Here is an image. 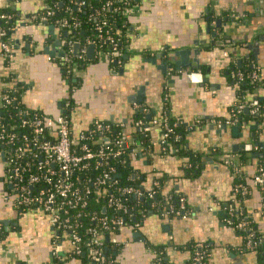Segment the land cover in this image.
I'll return each instance as SVG.
<instances>
[{"label": "crops", "instance_id": "0c3cea01", "mask_svg": "<svg viewBox=\"0 0 264 264\" xmlns=\"http://www.w3.org/2000/svg\"><path fill=\"white\" fill-rule=\"evenodd\" d=\"M47 2L0 0V11L14 12L10 55L0 43V91L19 87L21 103L40 116L69 110L77 138L95 121L120 128L136 143L130 165L143 174L144 188L164 179V193L178 192L188 207L179 215L150 213L112 231L107 240L115 263L157 264L162 250L172 264H185L200 253L207 258L202 264H259L254 252L240 249L243 241L230 224L228 208L243 206L264 237V195L254 182L264 114L258 121H227L239 102L230 70L234 63L241 67L253 58L260 80L246 99L264 100V0H135L126 16V44L108 57L98 56L94 43L76 46L59 27L39 19ZM69 54L87 60L71 79L62 69ZM165 103L171 118L191 127L185 144L199 158L195 172L187 169L188 156L163 153ZM139 110L146 115L149 146L134 137L142 128ZM229 157L240 163L239 174L249 187L243 202L235 200L236 175L224 160ZM3 159L1 154L0 264H47L56 246L62 256L71 254L70 238H58L43 209H19ZM67 264L86 263L71 258Z\"/></svg>", "mask_w": 264, "mask_h": 264}, {"label": "trees", "instance_id": "16d2710c", "mask_svg": "<svg viewBox=\"0 0 264 264\" xmlns=\"http://www.w3.org/2000/svg\"><path fill=\"white\" fill-rule=\"evenodd\" d=\"M80 1L82 0H48V7L39 15V19L42 16H46L47 11H52V15L47 16L46 22L53 24L56 27H59V24L65 20L71 24L78 21L80 23V28L59 27L60 34L62 35L66 33V38L68 40L70 39L71 42L78 43L81 48L86 46L89 41H93L98 50L110 51L113 44H116L117 49L121 51L122 46L126 44L127 40L125 38L127 19L124 14H120L118 11L127 6H133L135 0H85L87 1L86 6H80L78 4ZM13 21L14 12L11 9L5 8L0 11V32H5L4 36H0V43L8 42L12 45L10 32L13 27ZM98 26L101 27V30H97ZM95 34H101V36L95 37ZM5 54L10 55V52H5ZM69 57L70 61L64 63L62 69L65 78L71 79L73 74L67 71V65L76 62L78 65L82 66L87 60L86 56L83 58L85 62L80 60L78 55L73 56L72 54H69ZM252 59L243 61L241 67H237L236 63H234L230 70L232 71V79L234 80L235 85H237V94L239 96L238 101L258 100L260 105L259 111L256 114H251L250 111L245 114L244 110L236 113V107H234L231 111V120L238 118V120H241L242 122L245 119L252 118L258 121L264 114L263 99L258 95H255L252 99H246L247 93L254 92L259 85L258 80L253 79L254 74L260 73L259 68ZM239 74L242 75L241 79L238 78ZM0 96H8L9 99V102L5 99H0V155L4 154V160L7 159V161L11 162L7 173L12 174L15 167H18L19 169L18 176L13 179V184L16 186L15 192L18 195L16 203L21 210L38 206L40 207V205L35 204V202L26 204L23 197L27 196L33 198L41 191H45V195H47L54 189L53 185H48L43 180L32 184L30 183L31 176H42L46 169V167L43 170L38 167L40 162L39 152L37 147L32 143V140L35 138L39 141H43L47 139V134L44 132L40 137H37L33 133V127L24 124V121L33 120L34 118L39 117L40 113L28 110L24 107L21 103V90L19 87L4 88L0 91ZM163 111L165 113L166 122L174 132L170 137V144L163 153L188 156L190 161L188 162L189 166H187V169L188 171L195 172V169H198L199 158L196 154L190 152L185 144L186 136L190 132L191 127L185 125L182 121L171 118L169 116L167 103L164 104ZM63 116L69 120L71 126L72 123L69 116V110H67ZM136 119L143 123L147 121L146 115L140 110L138 111ZM92 127L93 125H91L88 130L92 129ZM87 131L84 132L86 134L85 137L80 139L77 144L74 145L77 154H82L84 152V146L91 151H95L99 147V144L97 143L99 134L95 133L94 137L90 138L88 136L89 132ZM121 133V129L116 126H110L109 130L104 131V134L111 139L118 137ZM11 135H15V139L13 142L8 143L7 141ZM134 137L136 142H140L145 146L151 144V136L149 132L143 130V128H141V130L137 128ZM25 145L27 146L25 147ZM19 147H24L26 152L20 155V157H15L14 151H17V148ZM255 152L257 153L258 166H264V144H258ZM131 153V149H127L120 156H109L102 162V165H98L95 162H89L87 168L75 170L73 172L71 182L74 188L78 189L80 193H85L87 196L86 205L83 207L80 205L69 207L68 204H62V200H60L59 203L63 206L61 212L62 219L60 220L62 227L56 230L58 232V238L64 235L69 236L70 233L66 228V225L67 223L72 224L74 230L82 238V252L80 254L71 253L66 256L53 255L47 264H67L71 258L79 259L86 264H97V261L94 259L96 250L101 252V262L103 264L109 262H111V264H116L114 259L115 256L113 255V244L109 242V239L107 240V238L112 231L116 232L118 229L112 227L110 223H108L109 226L106 227V224L104 223L105 219L121 217L124 220L125 225H134L135 221H142L150 213H160L165 211L169 204H171L175 210H179V199L183 196L176 191H171L170 193L165 194L163 191L164 179L158 178L156 184H154L149 190L144 188L142 185L143 174L137 173V171L130 165ZM243 157L244 156H241V158ZM230 167L239 170L241 168L240 163L236 165L235 162H233ZM51 169L54 170V168ZM110 169L113 170L110 175L111 178L105 181V184H97L98 180L102 179L103 172ZM55 171H57V167L55 168ZM238 174H236L235 185H241L248 190L249 187L243 180L241 173ZM57 177H60V173H58ZM256 185L262 192V195H264V182ZM125 187L141 188L144 191L153 192L154 195L149 199L146 196L144 198H135L131 195L121 194L119 189ZM235 194L236 202H243L246 197L242 196L241 191H236ZM111 197L117 198L119 202L117 209L108 206V199ZM230 205L228 208L230 211L228 218L230 219L231 226L235 228L236 232L242 238L243 246L240 249L243 250L245 248L247 251L254 252L258 257V263L264 264V237L258 231L255 223L246 216L247 214L243 206L241 208L239 207L240 210L234 203H230ZM64 210H68V213L64 214ZM185 212H188V207L185 209ZM240 221L246 223L245 228L237 229L235 227ZM91 229L97 230L99 235L103 236V243L100 247L92 248L85 245L92 238ZM249 234L252 235L251 239L253 241L258 242V245L254 248L247 247ZM0 238H3V233H0ZM157 252L159 254L158 259L156 260L157 264L170 263L166 259L164 251L158 250ZM200 255L202 256L201 263L205 262L207 260L205 255L201 253ZM193 258L194 257L185 264H190L193 261ZM15 264L25 263L19 261Z\"/></svg>", "mask_w": 264, "mask_h": 264}, {"label": "built area", "instance_id": "2783aa9c", "mask_svg": "<svg viewBox=\"0 0 264 264\" xmlns=\"http://www.w3.org/2000/svg\"><path fill=\"white\" fill-rule=\"evenodd\" d=\"M80 6H86L87 1L82 0L78 2ZM134 7L133 6H127L122 10L119 9L120 14H124L125 16H128L132 11ZM52 11H47L46 16H42L41 19L46 21L47 16L52 15ZM60 28L65 27H73L74 29L80 28V23L78 21L74 22L73 24L69 23L67 20L61 22L59 24ZM97 30H101V27L98 26ZM5 32L1 31L0 36H4ZM101 34H95V37H100ZM89 43H94L93 41H89ZM3 50L7 53L11 50V45L8 42L1 43ZM83 51V50H82ZM120 52L117 49V45L113 44L112 49L110 51H104L99 49L97 54L98 56H109L114 55L115 53ZM83 53L80 52V57ZM70 60L68 59L66 62L68 63ZM67 71L71 74H74L76 69H78V63L72 62L70 65H67ZM190 77L192 80H195V74L191 73ZM239 79L242 78V75L239 74ZM253 79L260 80V74L256 73L253 75ZM0 99H5L7 102H9L8 96H0ZM236 113H239L241 110L248 109L251 114H256L259 111L260 105L258 100H250V101H240L236 104ZM38 116V115H37ZM171 117V115L169 114ZM238 121V118L235 119H229L228 123H235ZM156 122V121H155ZM24 124L31 125L33 127V133L40 137L44 132L47 134V139L43 141H39L37 139H33L32 143L37 147L39 152V168L45 169V172L42 176H31L30 183H36L40 180L45 181L48 185H53L54 189L50 191L47 195H45V191H41L37 196L35 197H24V202L26 204L34 203L37 205H40V208L43 209L50 218L51 224L56 229H60L62 227V224L60 222L61 218V212L63 209L62 204H68L69 207H74L77 205H80L83 207L86 205V199L87 196L85 193H80V191L76 188H74L72 182H71V176L75 170L85 169L88 167L89 162H95L98 165H102V162L105 161L109 156L117 157L123 154V152L127 149H131V152L135 150V142L131 140V137L129 135H123L120 134L118 137L111 139L110 137L106 136L104 134V131H107L110 129V125L105 124L100 121H95L93 123L92 129H89L87 132H89V137L93 138L95 133L99 134V137L97 138V143L99 144V147L95 151H91L87 149L85 146L83 147V153L77 154L74 145L77 144V142L85 137V133H82L79 135V137H75L71 133V126L69 120H67L63 115H57L55 117L53 116H39L34 118L33 120H25ZM141 127L147 131L149 127L145 125L143 122L140 121ZM164 133L163 138L161 140V147L163 152L166 151L168 145L170 144V137L172 134H174L173 129L168 125L166 122V119L164 118ZM15 139V135H11L8 139V143L13 142ZM27 145H25L26 147ZM26 150L23 147L17 148V151H14L15 157H20L23 153H25ZM6 155V154H5ZM225 163L228 165H231L233 163L234 158H225ZM6 169L8 170L9 166L11 165L10 161H7V159L4 160ZM49 166V167H48ZM48 167V168H47ZM54 168L51 169V168ZM57 167V171H55V168ZM234 174L239 173V169H233ZM113 170L110 169L108 171L103 172L102 179L98 180L97 184H105V181L109 180L111 178V172ZM19 169L18 167H15L13 169V173L9 174L7 173V179L9 182L13 184V179L18 176ZM58 173H60V177H57ZM56 179H55V178ZM254 182L256 184H262L264 182V166L260 165L257 166L255 175H254ZM156 184V183H155ZM14 185V184H13ZM15 190H16V186ZM236 191H241L242 196H245L248 193L247 188L242 187L241 185H237L235 187V193ZM119 192L121 194H127L131 195L135 198H144L145 196L149 199L152 198L154 195L151 191H144L141 188L137 187H125L120 188ZM88 193V191H87ZM62 200V204L59 203V201ZM180 207L179 210H175L174 207L169 204L166 208L164 213L168 214H181V212L185 209V199L183 197H180L179 199ZM108 206L117 209L119 206V202L117 198L111 197L108 199ZM263 212H264V199H263ZM64 214L68 213V210L63 211ZM104 223L106 224V227L112 225V227L120 228L123 225H125L124 220L120 218H112V219H105ZM237 229H243L246 227V223L243 221H240L235 225ZM66 228L69 230V238L72 243V253L74 254H80L82 252V238L78 235V233L74 230L72 224L66 225ZM92 238L85 244L86 246L97 248L100 247L103 243V236L99 235L98 231L95 229H91ZM251 234H249V240L247 242V247L254 248L258 245V242H255L251 239ZM61 249L59 246H56L53 255L54 256H61L60 254ZM101 252L99 250L95 251V260L97 261V264H103L101 262ZM202 256L200 254H196L193 258V261L190 264H202L201 263ZM111 264V262L107 263ZM171 264V263H166Z\"/></svg>", "mask_w": 264, "mask_h": 264}, {"label": "water", "instance_id": "95a60500", "mask_svg": "<svg viewBox=\"0 0 264 264\" xmlns=\"http://www.w3.org/2000/svg\"><path fill=\"white\" fill-rule=\"evenodd\" d=\"M65 35H67V34L65 33ZM75 45L78 46L79 44H75ZM89 48H90V54H91L92 53L93 46L90 45ZM245 110H247V109H245ZM248 149H251V147H248Z\"/></svg>", "mask_w": 264, "mask_h": 264}]
</instances>
